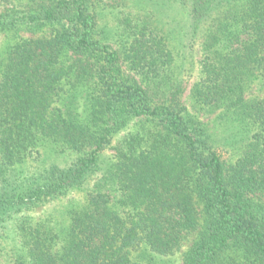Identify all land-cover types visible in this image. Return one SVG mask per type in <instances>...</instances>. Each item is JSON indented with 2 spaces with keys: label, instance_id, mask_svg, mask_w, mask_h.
Masks as SVG:
<instances>
[{
  "label": "trees",
  "instance_id": "obj_1",
  "mask_svg": "<svg viewBox=\"0 0 264 264\" xmlns=\"http://www.w3.org/2000/svg\"><path fill=\"white\" fill-rule=\"evenodd\" d=\"M0 36V264H264V0H0Z\"/></svg>",
  "mask_w": 264,
  "mask_h": 264
},
{
  "label": "rangeland",
  "instance_id": "obj_2",
  "mask_svg": "<svg viewBox=\"0 0 264 264\" xmlns=\"http://www.w3.org/2000/svg\"><path fill=\"white\" fill-rule=\"evenodd\" d=\"M5 43L4 37L0 36V44ZM199 59H200V51L198 50L197 53L194 54L193 57V63H194V73H193V77L191 76V78L189 77L186 81V92H185V96H184V100L185 103L189 106V108L191 109L192 107V101L190 98V89L192 87V85L194 84V82L197 80L198 75H199ZM186 67L189 68L190 67V61H188L187 63H185ZM188 77V75H187ZM192 111V109L190 110ZM202 119H205V117H202ZM132 129V127H130L127 130L122 131L121 133H119L116 138H115V146H117L119 144V142L123 139V137ZM108 155H113L114 154V150H110L108 153ZM73 195H77V194H73ZM73 195H68L66 197H62L57 201H54L52 203L40 206L39 208L29 212V215L31 217H33L35 220H41V219H45V218H50L51 216H54L55 220H58L61 218V216H59L60 211H62L63 209H65L68 205H70L73 201H76V199L79 198L78 196H73ZM57 217V218H56ZM196 238V235H192L190 237V239L188 241H186L183 245V247L181 248V250L171 259V262L169 264H183V254L186 250H188V248L191 246V244L193 243L194 239Z\"/></svg>",
  "mask_w": 264,
  "mask_h": 264
}]
</instances>
